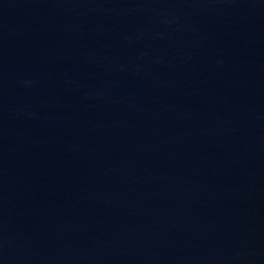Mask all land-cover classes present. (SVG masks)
<instances>
[{"label": "water", "instance_id": "water-1", "mask_svg": "<svg viewBox=\"0 0 264 264\" xmlns=\"http://www.w3.org/2000/svg\"><path fill=\"white\" fill-rule=\"evenodd\" d=\"M0 264H264V0H0Z\"/></svg>", "mask_w": 264, "mask_h": 264}]
</instances>
